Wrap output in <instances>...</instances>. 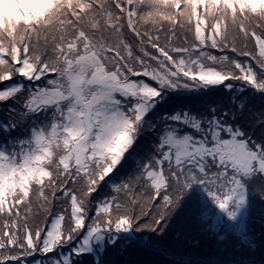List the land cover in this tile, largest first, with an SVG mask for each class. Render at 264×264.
<instances>
[{
	"label": "snow or ice",
	"instance_id": "6c2138e0",
	"mask_svg": "<svg viewBox=\"0 0 264 264\" xmlns=\"http://www.w3.org/2000/svg\"><path fill=\"white\" fill-rule=\"evenodd\" d=\"M0 264H264V0H0Z\"/></svg>",
	"mask_w": 264,
	"mask_h": 264
},
{
	"label": "rangeland",
	"instance_id": "374dc122",
	"mask_svg": "<svg viewBox=\"0 0 264 264\" xmlns=\"http://www.w3.org/2000/svg\"><path fill=\"white\" fill-rule=\"evenodd\" d=\"M256 227H257V229H258V228H259V225L257 224Z\"/></svg>",
	"mask_w": 264,
	"mask_h": 264
}]
</instances>
